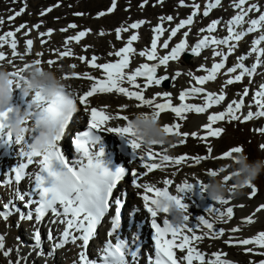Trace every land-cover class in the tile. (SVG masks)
Returning <instances> with one entry per match:
<instances>
[{
    "label": "snow or ice",
    "instance_id": "6c2138e0",
    "mask_svg": "<svg viewBox=\"0 0 264 264\" xmlns=\"http://www.w3.org/2000/svg\"><path fill=\"white\" fill-rule=\"evenodd\" d=\"M116 2L117 0H112L111 6L106 10L107 14L114 11ZM220 3L221 0H211L210 3L205 5L203 16L207 17L210 10L215 9ZM180 4L184 6V0H180ZM192 7V13L186 19H181L171 29L168 39L160 47L167 49L169 40L175 37L181 29L193 24L194 17L197 15L198 5H193ZM232 7L238 11L227 21V36L225 38L218 39L211 35L217 30V26L220 23L218 20L212 21L206 29L199 30L201 33L207 32L208 35H204L191 46L190 54L194 57L199 56L202 50L211 47L212 56L214 58L219 57V62L212 63L210 68L202 65L198 71L206 73L204 75L194 76L191 72L187 73L190 79L194 81V84L179 92L175 98L178 103H174L171 94L167 91L157 93L151 98L145 96V90L149 87H159L162 81L169 79L175 82L182 75L180 71H176L171 77L168 75H158L157 70L162 66L166 69L170 61L179 60L188 48L186 40L182 38L166 55L159 56L157 54L158 40L164 32L160 24H157L152 29L153 34L151 36L150 47L138 53L139 57L147 62L139 64L134 70L129 69L130 58L136 54L133 44L138 40V35L135 31L128 37L122 47L108 53L109 57H115V59L104 63H99V57L95 54L91 55L90 58H87L85 55L74 57L73 50L69 47L71 43L79 44L90 33V29L81 30L63 41L64 50L56 52V55L60 59H78L81 63L86 64L88 69L98 70L101 74L98 78L90 74L89 71H85L83 74L73 71L71 75L64 77L69 80L82 79L90 82L88 90L77 96L79 105L83 106L87 114L88 127V131L78 132L72 141V146L79 158L69 162L62 153L60 142L65 137L66 130L70 125V121L66 120L60 123V133L54 138L47 152L43 154L34 153L27 150L24 145L18 154L20 162L8 172L3 173L5 178L2 182V186H11L13 183L17 185V191L13 193V197L15 200L23 202L24 209L28 210L27 212H20L19 219L21 221L34 220L35 224L39 225L45 216L50 214L56 218L53 221L54 223L58 221L59 224L63 225V231L52 245L51 252L54 253L57 249H61L71 243L81 249L78 253L77 264H129V258H131V264H137L139 248L137 247L136 250H132L127 242L122 240L118 234V230L121 227L122 201L119 198H114L113 191L117 188L118 182L125 178L127 170L118 167L114 172L109 171L100 159L102 152H97L95 155L90 152L89 146L97 142V137L92 135L93 130L107 131L119 137H128L127 145L132 151V160L139 164L140 169H143V171L131 170V186L136 189H142L139 199L143 202V210L149 218L148 223L151 228L153 252L147 256V264H231L229 260L222 258L224 256L222 252H213L209 258H206L205 253L197 247V244L203 242L205 237L210 240L224 238L223 242L229 246L233 244L253 246L246 249L248 252H252L253 248L264 249V231L258 232L251 238L239 239L231 235L226 236V231L232 234L238 233L240 231L239 227H232L230 230H217L214 227L215 224H227L234 218V207L231 205V200L226 199L213 203V205L223 207L212 205L206 208L204 213L207 214V217L205 215L198 216L195 223H192L189 221L188 215H186L187 205L182 203V195L180 194L191 192L193 183L185 180L175 184V195L170 198L174 199L177 206L185 212L184 222L176 226L171 225L167 219H161V216L152 207L155 203V197L162 194L167 195L170 192L169 187L173 185V180L164 178L162 180L163 187H158L151 182H140L152 172L156 170L164 171L167 167L180 169L185 165L188 167L199 166L202 162L209 159H227L232 153L242 151L241 147H233L216 157L211 156L213 149L207 144L205 145V155L189 156L182 154L170 156L167 154L166 149L161 150L159 146H153L151 149L141 153V146L133 139L134 133L127 126L128 114H126V106H121L118 109L117 115H111L104 108L92 107L89 102L90 98L94 96L113 94L122 96L129 101H134V107L137 109L141 107L149 108L152 116L158 120H160L162 114L171 113L177 122L163 124L162 128L168 135L180 138L179 145H184L189 137L204 142L209 140V138L218 139L223 130L219 127H214V125L226 119L228 121L239 120L241 123H244L254 117H264V85H261L260 89L253 94V101L257 107L255 113L249 111L242 118L239 116L244 106L243 98L248 95V89H244L239 102L232 101L224 111L208 114L207 122L201 126L199 131L182 133L179 130L181 127L179 121H184L188 113L205 114L213 106L219 105L225 100L223 86L219 94L208 92L203 86L207 82L217 79L218 73L225 69L227 55H231L237 43L242 41L249 33L262 32L257 39L252 41L248 53V55L254 54L256 60L249 68L243 63L248 57L246 55L238 57L237 63L233 67L227 68L225 74L229 75V78L224 81V85L227 86L232 85L234 82H240L245 76L251 80L261 64V58L264 57V47L261 46L264 43V11H261L256 3H249V0H235ZM51 10V8H48L46 11L50 12ZM23 12L24 8H21L15 15L19 16ZM250 12H257L259 14L256 18L248 20L247 29H243L242 26L246 22V17L249 16ZM45 14L43 11L40 13L41 16ZM105 14L102 11L97 15L101 17ZM75 15L79 16L81 13H76ZM11 19L13 17H9V20ZM164 19L163 17L160 18L161 21ZM166 19L171 21L173 18L168 16ZM144 23L145 21L141 20L128 25L126 28H116V39L118 41L121 40L122 32H128L129 29L137 30ZM25 27V25L21 24L16 28L15 33L20 32ZM34 27L38 28L39 25ZM76 27L75 24H68L67 28H62L60 31L64 32ZM237 29L240 30L237 31ZM15 33L8 31L0 35V61L13 65L15 71L12 75L19 79V72L23 71L24 67H28L29 63H23V67L15 66L13 59L8 58L3 49L6 46L10 50L12 58L19 57L20 61H25V57L33 47V41L25 39L24 54H20L17 49ZM52 34L53 30L49 29L47 32L40 33V36L50 37ZM104 34L103 31L99 33V35ZM24 35L27 36L28 33L25 32ZM188 35V31L183 32V37H187ZM41 43L43 44L45 41L42 40ZM220 46L226 47L228 52L218 51ZM82 51H87V48L85 47ZM36 56L40 57L41 53L37 52ZM32 63L40 65L42 64V60L35 59ZM46 63L49 68L58 64L55 59H49ZM76 67L77 65L75 64L69 65V68L72 69ZM237 71L238 74L231 75L237 73ZM138 78L143 81L142 84L138 82ZM200 96L203 98L202 104L198 105L186 102ZM33 102H38V98L34 97ZM112 120H121L124 121V124L123 126H108ZM4 126V115L0 114V133H3ZM258 131H264V129H258ZM6 140L12 141L11 138H6ZM21 142L22 140L19 139L15 141L17 145H20ZM176 146L171 145V147ZM260 148L264 149V144H261ZM188 161L192 163L188 164ZM131 163L130 161L129 164ZM31 165H36L38 170L35 173L26 171ZM206 174H212V170H207ZM176 175L177 171H173L172 176ZM25 177H28L31 187L28 191L20 192L18 186ZM195 185L202 192V186L198 182ZM248 189L250 190L248 193L249 199L258 193V189L254 185H249ZM236 207H243V205H236ZM110 209L114 210V215L110 218V230L107 232L109 239L103 244L101 249L102 255L99 256V259H91L88 257L86 250L90 241L96 236L98 226L102 223ZM262 210H264V205L257 206L254 213L245 217L242 223L251 225L254 223L253 216ZM16 211L18 209L13 206V201L9 200L3 205V210H0V218L7 220ZM31 237L35 248L40 249L42 247V238L39 230H34L31 233ZM113 237H115L114 242ZM47 238L49 241L53 240L51 232L48 233ZM133 239L135 241L136 237L134 236ZM78 241L80 242L79 244H77ZM3 249V238L0 237V250ZM40 254V252H37V255ZM3 255L8 257L9 252L3 251ZM261 264H264V261Z\"/></svg>",
    "mask_w": 264,
    "mask_h": 264
},
{
    "label": "bare ground",
    "instance_id": "6f19581e",
    "mask_svg": "<svg viewBox=\"0 0 264 264\" xmlns=\"http://www.w3.org/2000/svg\"><path fill=\"white\" fill-rule=\"evenodd\" d=\"M210 2H211V0L209 2H207V4ZM234 2H235V0H221L220 5L217 6L215 9L210 10L209 15L207 17H204L203 13L201 14L200 24H204V27H205L204 29H206L207 26L212 21L218 20L220 23L217 26V30L214 33H212L211 35H213L214 37H216L218 39L225 38L227 36V21L230 20L231 17L233 15H235L236 12L238 11L232 7ZM249 3H256L258 5V7L261 9V11H264V0H249ZM189 5H190V8L193 9L192 6L194 4L190 3ZM220 7L226 8V12L221 13ZM184 11H187V10H184ZM258 14L259 13H257V12H250L249 16L246 17V22L242 26L243 29H247V27H248L247 21L252 19V18H256L258 16ZM220 16H222V19H224V22L219 20ZM186 18H184V19H186ZM172 20H173V22L168 21L166 19H164L163 21L160 20V21L156 22V24L154 23L155 25H153L152 28H154L157 24H160L161 27L164 29L163 34L160 36V38L158 40V52H157V54L159 56L166 55L167 52L170 51L171 48L173 46H175V44L178 43L179 40L182 38H184L186 40V44L188 45V48L186 49L185 53H183L181 55V58L179 60L170 61L169 65L167 66L166 69L162 66L161 68H159L157 70L158 75H168L169 77H171V75H173L176 71H180L182 73V75L179 76L175 82H173L171 79H169L171 87L169 89H167V92H169L171 94L173 101H176V99H174L173 96L178 95L177 94L178 92L183 91L187 87L194 84V81H192L190 79V77L187 75V73H189L188 69L181 67L180 61L182 60L183 56L185 54L189 55V59L192 61V63L194 65L196 64V66H198L197 64H199V66L203 65L204 67H207V68H210L212 63L219 62V57L214 58L212 56V51H211L212 48L211 47H209L208 49L202 50L201 55H199V56L194 57L190 54L191 53V46H193L196 42H198V40L200 38H202L204 35H208L207 32H203V33L198 32V39H197V41L195 40L196 41L195 42L193 40L194 37L192 35H190V30L192 31L191 25L188 26L187 28L181 29L175 37H173L171 40H169L167 49L160 47V45H162L163 42L168 39V35H169L171 29L173 27H175L176 24H178L181 19L178 18L177 20H175V19H172ZM167 21L169 22V24ZM34 22L35 23L29 29L23 28L18 33H15L16 28L19 27V26H17L18 24L12 29V32L15 33V39L17 40V49H18V52L20 54H24V41H25V39H31L33 41V47L31 49V51L28 53V55L25 57V61H20L19 57L12 58L11 52L9 49H7L6 46L3 49L6 53V56L10 59H13L15 66H17V67L23 66V63H25V62L26 63H32V61H34L35 59H41L42 65L44 67H49L46 63L47 60L55 59V60H57L58 64H63L66 68H69L70 64L77 65V67L75 69L70 68L71 73L73 71H75L77 73L83 74L85 71H89L90 74L99 78V72L97 70L88 69L87 65L81 63L78 59H75V58L60 59L56 55V52L64 50L63 41L67 37L73 36L77 32L83 30L82 27L76 25L77 27L75 29H68L67 31L61 32L60 29L67 28V25L70 24V23H64L63 25H60L58 27L51 28V30H53V34L50 37H48V36L42 37V36H40V33L47 32L50 29L48 24H45V25L40 24L39 20H34ZM175 22H178V23H175ZM221 22H223L224 24H221ZM3 23H4V19H1L0 25H3ZM132 23H134V22H132ZM132 23H130V24H132ZM196 23L197 22L193 21V24H196ZM36 25H39V27L38 28L34 27ZM221 27H223V28H221ZM220 29H222V30L219 31ZM239 30L240 29H237V31H239ZM92 31L93 30L90 29V33L84 39H82V41L79 44L71 43L69 45V47H71L73 50L74 57L79 56V55H85L87 58H90L91 55L95 54L96 56L99 57V61H98L99 63H102V60H114L115 57H109L108 53L111 51H114V50H118L120 47H116L115 44H113L107 51L105 50L103 53L101 45L105 42V38H104L105 36L104 35L97 36ZM133 31H135V33L138 35V33L141 30L140 29H137V30L129 29L128 32H122L121 40H119V42H122V44H123V42H126V40L133 33ZM184 31L189 32V35L187 37H183ZM6 32H8V31L7 30L3 31V29L0 27V35L4 34ZM25 32L28 33L27 36L24 35ZM193 32H195V31H193ZM152 34L153 33L151 32V34L148 35V38L150 41H151ZM261 34H262V32L258 31V36H260ZM256 35H257V32H256ZM256 38L257 37H255L254 33H249L242 39V41L237 43V46H236L235 50L232 52V54L227 55L226 63H225V69L221 70V72L218 73L217 78L220 74H225L227 72V68H229L228 67L229 62H234L230 66V67H233L237 63V58L240 57L241 55H246L247 57H249L247 59H251L250 67L253 65V63L256 60L255 55L254 54L248 55L249 51L247 53L244 52L243 47H244L245 42H247L250 44L249 48H251V43ZM42 40L45 41V43L42 44L41 43ZM150 41H149V44H150ZM142 44H143V41H139V38L136 42H134L133 47L136 50V54H134L130 58V69L129 70H134L136 67L139 66V64L147 62L143 58L139 57V55H138L139 51H142L145 48H148V46L144 47ZM261 46L264 47V43H262ZM85 47L87 48V51H82V49H84ZM247 47H248V44H247ZM218 51L227 53L228 49L224 46H220L218 48ZM37 52L41 53L40 57L36 56ZM208 55H210V59L206 63L204 59ZM191 58H193V59H191ZM247 59H245L243 61V63L245 65L247 63ZM261 60H264V57H262ZM206 61H207V59H206ZM186 62L189 63L188 61H186ZM204 63H206V64H204ZM0 64H6V63L3 61H0ZM55 66L56 65H54L53 67H55ZM8 67L10 69H14L13 65H8ZM190 68H191V66H190ZM200 73H203L201 75L206 74L203 71H201ZM234 74L235 73H233L231 75L234 76ZM193 75L194 76H201V75H195V74H193ZM227 76L229 77V75H227ZM224 79L227 80V78H224ZM251 79L253 80V82L259 83L260 87H261V85H264V65L262 63L260 65L258 71L253 75V77ZM216 80L214 82H216ZM138 82L141 84L143 83L142 80H138ZM70 83L72 84L73 87H75L77 89L78 93H80L81 91L84 90V88L90 82L86 81V80H82V79L81 80L70 79ZM222 86L224 87V89L227 88V86H225L224 83L222 84ZM203 87L208 92H212V93H216V94H219V92H220L219 88L218 89H211L209 82H207ZM150 88L152 89V92H153L152 94L162 93L165 91L160 86L159 87L151 86L148 89H146L147 93L150 92ZM258 90L259 89H256L254 91V93ZM147 93H145V96L148 98H151V96H148ZM242 95H243V93H242ZM242 95L240 97H237V99L234 101L239 102ZM196 98L198 99L199 104L203 103L202 96L196 97ZM250 98H252V100H250ZM243 99H244V106L242 107V109H246V111H252L253 113H255V111L257 110V107L253 101V93L252 94L248 93V95L246 97H244ZM224 102L222 101L219 105L213 106L211 109L208 110V112L210 114H213V109L219 111L221 107L222 108L227 107L228 103L226 104ZM90 103L94 107L104 108L109 114H112V115H115L117 108H120L121 106H126V109H127L126 114H128V115L130 113H132L133 111H150V109L146 108V107H141V108L137 109L134 107V104H135L134 101H129L122 96H116L113 94H104V95L94 96L91 98ZM223 104H226V105H223ZM248 108L250 110H247ZM242 109H241V111H242ZM175 120H176V118L174 117L173 114L164 113V114H162V117L160 118L159 121H160L161 126H162L163 124H172V123L176 122ZM206 122H207L206 116L196 117L190 123L189 130L191 132L192 131H199L201 126L204 125ZM248 122L249 121H247L245 123H248ZM117 123L121 125L124 123V121H122V122L118 121ZM21 148L22 147H18L16 149L20 150ZM168 151H170L171 154H176L179 151V148L178 147H176V148L172 147ZM208 162H202L199 166H195V167H188L185 165V166H182L180 169H177L174 167H167V168H165L164 171H158L152 175H148V177L145 178L143 180V182H151V183L156 184L158 187H163L162 180L164 178L172 179L173 184L179 183V182L184 181V180H189L190 177L192 178L194 176L202 179L200 173L203 172V167L206 166L207 165L206 163H208ZM7 163H8V161H5V160L0 161V166H5V165H7ZM187 163L191 164L190 162H187ZM173 171H177L176 176H172ZM158 182H160V183H158ZM13 190L14 189L12 187H6L4 189L0 188V210H3V205L5 203H7L8 200H12L13 206H15L16 209H18V211L13 212L7 220L0 218V225L3 227V230L0 233V237L3 238V243H4V249L2 251H8L9 252L8 257H6V258L13 257L15 259V264H76V262L78 261V253L81 251V249L77 245H73V244L69 243V244L65 245L63 248H61V251L59 253H57L58 255H56L55 252L53 253V252H51V250H48V249H51V247H47V245H48V243H51V246H52L56 242V240L58 239V236H55V234H53L52 236H54L55 239L53 238V240L49 242V240L46 239L45 236H43V234L41 232V228L39 230V227H38L39 225H36L35 222H33V221H27V220L21 221L19 219V214H20V212H24V209L21 207L22 204L19 201L16 200V202H15L13 200ZM140 194H141L140 191L130 190L128 208L133 209L135 204H137V203H138V205L140 204V199H139ZM5 196H7V198H5ZM204 198H205L204 200H206V202H207V206L204 209L196 208V207L192 208V213L195 214L196 216L205 215L207 217V214L204 213V210L213 205V202L209 201L206 198L205 194H204ZM250 200L251 199L248 198V194H245L244 196L240 197L239 199L231 200V205L234 207V210H235V216H234L233 220H231L227 224H223V223L215 224L214 227L217 230H219V229L230 230L232 227H239L240 231L238 233H235V234H232V233L226 231V236L231 235V236L239 238V239L251 238L253 235L257 234L259 231L256 230V226L259 225V222L262 218L261 213L263 214L264 210H262L259 213H256L253 216L254 223H252L251 225H247L245 223H242V221L245 217H248L249 215H252L254 213V210L256 209L257 206L263 205L261 201H260V203L258 202V203H251L250 204ZM236 205H243V207H236ZM213 206L221 207V208L223 207V206L215 205V204ZM137 221H140V220H137ZM41 223L44 224L45 220H43ZM57 224H58V221L55 222V224L51 227L53 228ZM61 226H63V225L60 224L58 227H61ZM25 228L28 229V233L25 231ZM36 229L39 230L41 238H42V247L40 249L35 248V246L33 244L32 237H31V233ZM99 237H100V235H99ZM223 239L224 238L217 239V240H210L207 237H205L203 242L197 244V247L202 252L207 253V255H211V253H213V252H222L224 255H227L225 257L222 256V258H228V259L234 260L231 256L232 254L230 255L231 257L228 256L230 253L228 254V250L226 248H224L225 243L223 242ZM77 244H79V243L77 242ZM233 245L238 246V247H242L245 250L247 248L253 247L251 245H249V246H242V245H238V244H233ZM227 246H229V245H227ZM258 249L259 248H253V251L258 250ZM37 252H40L41 254L37 255ZM30 258H34L36 260V262L34 263V262L30 261ZM234 264H240V263H239V261H237L235 259Z\"/></svg>",
    "mask_w": 264,
    "mask_h": 264
},
{
    "label": "rangeland",
    "instance_id": "374dc122",
    "mask_svg": "<svg viewBox=\"0 0 264 264\" xmlns=\"http://www.w3.org/2000/svg\"><path fill=\"white\" fill-rule=\"evenodd\" d=\"M209 1L210 0H184L183 7L180 4V0H117L114 11L110 14H107L106 10L111 6L112 0H0V20L4 19V23L3 25H0V27L3 29V31H12V29L17 24V26L23 24L26 26L25 28L29 29L35 23L34 20H39L40 24H48L50 29L63 25L64 23H70L82 27L83 30L92 29V32L97 36H100L99 33L103 31L105 33V37L103 36L105 38V42L101 45V48L104 53V51H107L113 44H115L116 47H121L122 42H119L116 39V28L122 26L127 27L128 25H130V23L138 22L141 20L145 21V23L139 28L141 31L138 33V38L139 41H143L142 45L144 47L148 46L150 41L148 35H150L152 32V26L155 25L156 22L160 21L159 19L161 17L166 19L168 16H171L172 18L175 16L173 18L175 20H177L178 18H186L193 11V9L190 8V3L198 5L197 15L193 20L197 23L191 25L192 31L190 30V35L194 37L193 40L197 41L198 32H200L199 30L205 28L204 24H200V20L201 14L205 9V5ZM141 5H143V7H141ZM21 8H24V12L21 15L16 16L15 13L18 12ZM48 8H51L52 10L50 12H47L46 10ZM220 8L221 13L226 12V8ZM42 11L46 13L43 16L40 15ZM102 11L106 14L104 16L98 17L97 14ZM76 13H81V15H75ZM9 17H13V19L9 20ZM219 20L224 22L222 16L219 17ZM171 22H173V20H171ZM223 22H221V24H224ZM221 30L222 29H220L219 31ZM249 47L250 44L245 42L243 47L244 52L247 53L248 51H250ZM209 59L210 55L206 56L204 60L207 63ZM250 60L251 59H247V63L250 62ZM105 61L108 60H102V62ZM188 62L189 63H187L184 58H182V60L180 61L181 67L188 69L189 72L195 75L203 74L200 73L201 71H198L201 65H194L190 59H188ZM232 63L234 62H229L228 67H230ZM190 66L192 69L190 68ZM224 78L228 79L229 77L226 74H220L216 82L210 81V88H219L221 90L222 84L224 83V81H226V79ZM167 81L169 85L170 82L169 80ZM163 87L161 88L167 91V89H164ZM170 87L171 85H169L168 89ZM244 89H248V93L254 94V91L256 89H260V85L257 82H253L252 79L250 80L248 78H242L240 82H234L230 86L227 85V88L224 89L225 102H223L226 104L228 103L227 105H229L231 101L236 100L237 97H240L242 95ZM152 93V89L150 88V92H148L147 94L148 96L152 97ZM177 94H179V92ZM177 96L178 95L173 96L174 99ZM174 103H178V101H174ZM187 103H195L199 105L197 98L188 100ZM226 108L227 107H221L219 111L213 109V114L224 111ZM247 110L250 109L248 108ZM248 112L249 111H246V109H242V111H240L239 113V116L242 118ZM208 113V111L205 114L188 113L184 121H179L181 124L179 130L182 133H191V131L189 130V125L192 120L199 116L207 117ZM214 127H219L223 130L221 136L218 139L209 138V140L204 142L189 137L184 145H179L180 138L177 137L175 142L172 144L177 145L176 147L179 148V151L175 155H205V145L207 144L213 149V152L211 154L212 157L219 156L225 151L239 146L242 148V151L247 154L250 161L264 159V149L260 148V145L264 144V131H258V129H264V117H254L248 123H241L239 120L228 121L226 119L225 121L217 122ZM188 162L192 163L191 161ZM204 162L208 163H206L207 165L203 167V172L200 173L202 179L206 175L207 170H215L218 166L223 165L226 162V159H209ZM191 179L192 178L190 177L188 181H192ZM254 186L258 189V193L253 198H251L250 204L258 202L260 203L261 201L264 205V173H262L257 178V180L254 182ZM249 191V189H246V194H248ZM261 216L262 218L259 222V225L256 226V230L259 232L264 231V212L263 214L261 213ZM2 230L3 227L0 225V233ZM224 248L228 250V254L230 253L228 256L232 254L231 256L239 261L240 264H261V262L264 261V254H257L264 253V249H258L252 252H248L242 247L227 246L225 244ZM30 261L34 263L36 262L34 258H30ZM10 262L11 264H15V259L13 257L6 258L3 255V251L0 250V264H10Z\"/></svg>",
    "mask_w": 264,
    "mask_h": 264
},
{
    "label": "clouds",
    "instance_id": "9594fccd",
    "mask_svg": "<svg viewBox=\"0 0 264 264\" xmlns=\"http://www.w3.org/2000/svg\"><path fill=\"white\" fill-rule=\"evenodd\" d=\"M14 71L7 64H0V114L4 115L5 125L3 134L13 142L17 139L23 141L27 137V150L43 154L60 133V123L70 121L80 111L78 91L69 79L64 78L71 75V69L63 64L49 68L29 63L19 72V79L12 75ZM14 91L19 100L28 102L23 106L11 107ZM34 97L38 98V102H33ZM127 126L134 133L133 139L141 146V153L159 146L161 150L166 149L168 154L177 138L168 135L150 111H133L128 115ZM121 138L127 143L128 137ZM262 173L264 159L250 161L247 154L240 151L232 153L223 165L212 170V174H206L203 179L195 176L192 179L202 186L206 198L215 203L244 196L248 186L254 185ZM174 195L175 192H169L155 197L152 207L162 219L179 226L184 222L185 212L170 198Z\"/></svg>",
    "mask_w": 264,
    "mask_h": 264
},
{
    "label": "water",
    "instance_id": "95a60500",
    "mask_svg": "<svg viewBox=\"0 0 264 264\" xmlns=\"http://www.w3.org/2000/svg\"><path fill=\"white\" fill-rule=\"evenodd\" d=\"M185 60H187V57H185ZM163 86L167 87V86H168V82L165 81V82L163 83Z\"/></svg>",
    "mask_w": 264,
    "mask_h": 264
}]
</instances>
